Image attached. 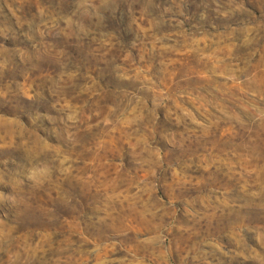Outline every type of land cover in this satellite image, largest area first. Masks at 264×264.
Returning <instances> with one entry per match:
<instances>
[{
    "label": "rangeland",
    "instance_id": "1",
    "mask_svg": "<svg viewBox=\"0 0 264 264\" xmlns=\"http://www.w3.org/2000/svg\"><path fill=\"white\" fill-rule=\"evenodd\" d=\"M0 264H264V0H0Z\"/></svg>",
    "mask_w": 264,
    "mask_h": 264
}]
</instances>
